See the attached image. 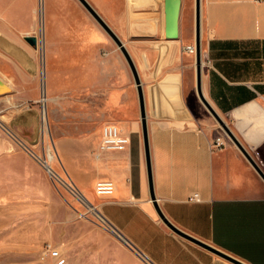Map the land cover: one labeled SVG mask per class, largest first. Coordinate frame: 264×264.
<instances>
[{
    "label": "crops",
    "instance_id": "crops-1",
    "mask_svg": "<svg viewBox=\"0 0 264 264\" xmlns=\"http://www.w3.org/2000/svg\"><path fill=\"white\" fill-rule=\"evenodd\" d=\"M21 1L12 0L7 16ZM67 1L89 15L77 0ZM85 1L122 42L137 70L153 192L162 214L179 230L241 264H264V182L232 145L211 149L222 136L198 101L195 57L181 52L195 46V0H181L177 41L164 36V0ZM51 8L63 14L60 6ZM46 29L50 50L62 51L70 44L71 24L54 22ZM80 37L92 57L100 48L108 53L102 70L109 79L103 122L119 128L129 144L121 152L98 151L100 126L96 153L87 163L79 160V150H63L67 178L115 231L125 245L121 254L132 264H231L178 237L158 219L149 196L132 74L98 24L90 23ZM199 44L201 93L264 174V0H200ZM84 53H76L77 61H83ZM99 181L112 182L114 193L96 196L93 187ZM193 193L199 202L188 201ZM68 214L63 205V217Z\"/></svg>",
    "mask_w": 264,
    "mask_h": 264
},
{
    "label": "rangeland",
    "instance_id": "rangeland-1",
    "mask_svg": "<svg viewBox=\"0 0 264 264\" xmlns=\"http://www.w3.org/2000/svg\"><path fill=\"white\" fill-rule=\"evenodd\" d=\"M42 1L22 0L9 16L12 0L0 3V264H132L121 254L125 245L89 211L63 171V150H79L83 164L96 153L107 118L109 79L102 70L108 53L100 48L92 57L91 48H82L80 36L90 23L97 25L87 13L67 0ZM51 4L63 14L53 13ZM61 21L71 24L70 44L50 50L46 28ZM26 37H35L37 47ZM83 50V61H77ZM198 101L225 145L236 148ZM55 250L59 257L52 259L49 251Z\"/></svg>",
    "mask_w": 264,
    "mask_h": 264
},
{
    "label": "water",
    "instance_id": "water-1",
    "mask_svg": "<svg viewBox=\"0 0 264 264\" xmlns=\"http://www.w3.org/2000/svg\"><path fill=\"white\" fill-rule=\"evenodd\" d=\"M84 9L89 13V15L95 20V22L103 29V31L109 36V38L113 41L116 45L117 49L123 55L128 68L132 74L133 81L137 90L138 96V103H139V113H140V124H141V132L143 137V145H144V153H145V162H146V171H147V179H148V187H149V196L150 200L153 203L154 209L158 216V219L161 223L169 229L172 233L177 235L178 237L188 241L208 252L211 254L231 263V264H241L234 258L230 257L229 255L219 251L218 249L199 241L183 231L179 230L173 224H171L165 216L162 214L160 209L158 208L153 192V183H152V172H151V162H150V155H149V143H148V134H147V124H146V116H145V107H144V99H143V92L141 88V83L137 74V70L135 65L129 56L127 50L125 49L122 42L117 38V36L109 29V27L102 21V19L93 11V9L87 4L85 0H77ZM164 10H165V31L164 36L165 39L168 41H177L179 39V18H180V10H181V0H164ZM199 36H200V0H195V65H196V92L199 100L209 112V114L213 117L222 131L225 133L226 137L231 141V143L237 148V150L242 154V156L246 159L249 165L254 169L257 175L263 180L264 182V174L256 165L254 160L251 158L249 153L245 150V148L241 145V143L237 140V138L233 135L230 129L227 127L225 122L217 115V113L212 109L209 103L204 99L201 93V84H200V77H201V50L199 44ZM26 42L33 46L37 47V39L35 37H26ZM5 84L3 81L0 80V95L5 94L4 90ZM42 164L46 165L44 160H41ZM110 228V227H109ZM111 229V228H110ZM112 230V229H111ZM115 237L119 240L120 238L116 235L115 231L112 230Z\"/></svg>",
    "mask_w": 264,
    "mask_h": 264
},
{
    "label": "built area",
    "instance_id": "built-area-1",
    "mask_svg": "<svg viewBox=\"0 0 264 264\" xmlns=\"http://www.w3.org/2000/svg\"><path fill=\"white\" fill-rule=\"evenodd\" d=\"M182 53H186L190 56L195 57L196 50L195 46H185L182 50ZM203 55L201 54V60ZM208 63V61H207ZM129 144V139L126 137L123 132L113 124H105L101 128V140L98 146V151L100 152H121L126 149ZM225 140L223 138H215L211 143V149L213 150H222L225 145ZM76 195L77 192L72 185H69ZM115 186L110 181H99L94 184L93 192L96 196L108 197L114 193ZM189 202H199L200 198L197 193H193L188 197ZM99 218V217H98ZM100 222L103 225H106L105 221L99 218ZM49 257L56 259L59 257V251H49Z\"/></svg>",
    "mask_w": 264,
    "mask_h": 264
},
{
    "label": "bare ground",
    "instance_id": "bare-ground-1",
    "mask_svg": "<svg viewBox=\"0 0 264 264\" xmlns=\"http://www.w3.org/2000/svg\"><path fill=\"white\" fill-rule=\"evenodd\" d=\"M42 164V163H41ZM42 166L44 167V169L48 172V174L52 177V176H54L53 174V171H52V168H51V166L49 165V163L47 162V160H46V165H43L42 164ZM88 209H89V211L91 212V213H93L92 211V209L88 206ZM95 214V213H94Z\"/></svg>",
    "mask_w": 264,
    "mask_h": 264
}]
</instances>
